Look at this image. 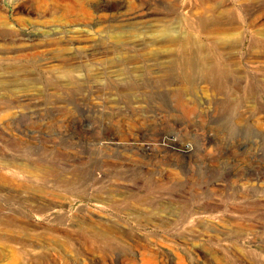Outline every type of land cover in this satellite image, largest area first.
<instances>
[{
  "label": "rangeland",
  "instance_id": "1",
  "mask_svg": "<svg viewBox=\"0 0 264 264\" xmlns=\"http://www.w3.org/2000/svg\"><path fill=\"white\" fill-rule=\"evenodd\" d=\"M55 1L0 0V264H264V0L224 56L156 42L192 0Z\"/></svg>",
  "mask_w": 264,
  "mask_h": 264
},
{
  "label": "bare ground",
  "instance_id": "2",
  "mask_svg": "<svg viewBox=\"0 0 264 264\" xmlns=\"http://www.w3.org/2000/svg\"><path fill=\"white\" fill-rule=\"evenodd\" d=\"M9 2H11L12 0H8ZM63 3H64V0H62ZM72 2H80L81 0H71ZM96 1V0H95ZM217 0H192L191 3L188 4L187 6V12L184 13L186 16V25L184 27H186L188 29V31L192 32V37L190 36V33H189V36H187L186 38H179V39H174L170 36H167L164 34V36L161 37V39H159L158 41L156 40V42H164V43H172V45H174L175 47L177 48H182L186 45H190L192 46V52L193 53H196L197 50H199L200 46L199 44L196 42L195 40V34L196 33H202L205 35V38L207 40V44L210 45V47L212 49H215L217 51H219V54L224 56L225 55V48L222 47V44H223V39L225 37H228L229 35H232L234 32L238 31L239 28H240V23H238L236 20H228V21H224V20H220L219 18H217V15L218 13L221 11L222 8H225L224 6L220 8V6H216V2ZM237 1H240L242 3H246V2H249L250 0H237ZM55 2H58L57 0ZM68 2V1H67ZM97 3H100L102 5V7H100V9H104V10H110L113 9V4H112V0H104V1H100V2H97ZM56 4V3H54ZM53 4V5H54ZM66 4V3H64ZM57 5V4H56ZM100 5V6H101ZM184 5V4H183ZM242 5V4H241ZM15 8L17 10H19L22 5L21 3H18L16 2L15 3ZM243 6V5H242ZM68 7V6H67ZM72 8V6H70ZM97 7V6H96ZM249 7V6H248ZM254 7V6H253ZM256 7V6H255ZM56 8V7H55ZM61 8V7H60ZM92 8V7H91ZM98 8V7H97ZM227 8V7H226ZM252 8V7H250ZM79 9V8H78ZM98 8V10H100ZM185 9V8H184ZM256 9V8H255ZM75 10V9H74ZM95 10V9H94ZM93 10V11H94ZM199 10L201 13L203 14H209L210 17L214 18V21L213 22H210L208 23V25H204V24H201V23H198L196 22L194 19L191 20L192 18V14H194V11H197ZM227 10V9H226ZM76 11V10H75ZM183 11V10H182ZM186 11V10H185ZM72 12V11H71ZM244 12V11H243ZM255 12V11H254ZM258 12V11H256ZM180 13V12H178ZM259 14V13H258ZM253 15V14H252ZM256 15V14H255ZM171 18L173 17L175 20H182V15L181 13L180 14H177L175 15V13H172V15H169ZM244 16H245V22L246 24L248 25L247 27L252 30L254 29V26L256 24V20H258V18L256 17L255 20H251L250 18H247V14L244 13ZM251 17V16H250ZM255 17V16H254ZM190 18V19H189ZM244 18V17H243ZM252 18V17H251ZM263 20V19H262ZM173 21V19H172ZM260 21V20H258ZM257 21V22H258ZM180 22V21H179ZM173 23V22H172ZM244 24V23H243ZM257 25V24H256ZM2 26V25H1ZM0 26V27H1ZM181 27V26H180ZM244 29V28H243ZM1 30V29H0ZM81 30V29H80ZM248 30V29H247ZM84 32V31H83ZM257 32V31H256ZM254 32V33H256ZM250 33V32H249ZM83 35V34H82ZM81 35V36H82ZM197 35V34H196ZM254 35V34H253ZM83 38V37H82ZM157 38V37H156ZM253 38V37H251ZM263 38V37H262ZM85 39V38H84ZM264 39V38H263ZM264 41V40H263ZM12 42V41H11ZM14 42V41H13ZM155 42V43H156ZM252 42V41H250ZM249 42V43H250ZM252 48V47H251ZM8 51V50H7ZM10 51V50H9ZM200 51V50H199ZM203 52V51H202ZM215 52V51H214ZM12 53V52H11ZM8 54V53H7ZM23 55V54H22ZM15 56V55H13ZM20 56V55H19ZM26 57V56H25ZM203 57V56H202ZM10 58V57H9ZM13 58V57H12ZM19 58V57H17ZM23 58V57H22ZM7 59V58H6ZM229 60V59H228ZM205 68L203 69H209L211 66L207 65V66H204ZM12 80H16L15 76L14 77H10ZM9 78V79H10ZM20 80V79H19ZM33 80V79H32ZM15 82V81H14ZM8 162H6L7 164ZM5 163H0V166H1V170L3 168H7L8 165H6ZM13 167V166H12ZM27 170L30 171V173L37 177L39 176V174H42L43 173V169L41 168H34L32 166H28L26 167ZM8 169V168H7ZM5 170V169H4ZM2 220V219H1ZM3 233V234H2ZM21 233H24L26 235H30V234H36L37 231H35L34 229H32L30 226H17L15 224H11V223H5L4 221L3 222H0V236L4 235L6 239H8L9 237L12 238L13 241H17L16 239H20V234ZM38 235V234H37ZM93 236L94 237H97V238H102V237H105L107 239H110L111 238V234L108 235L106 234V236H103L99 233H93ZM34 240V239H33ZM24 244V243H23ZM33 247V246H32ZM26 261V260H25ZM27 262H34L33 259H30V260H27L25 263Z\"/></svg>",
  "mask_w": 264,
  "mask_h": 264
}]
</instances>
